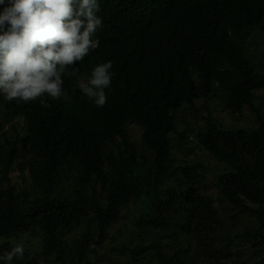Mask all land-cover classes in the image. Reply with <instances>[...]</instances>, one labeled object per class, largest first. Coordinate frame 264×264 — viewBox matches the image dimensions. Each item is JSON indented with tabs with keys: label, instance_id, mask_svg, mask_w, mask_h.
<instances>
[{
	"label": "trees",
	"instance_id": "16d2710c",
	"mask_svg": "<svg viewBox=\"0 0 264 264\" xmlns=\"http://www.w3.org/2000/svg\"><path fill=\"white\" fill-rule=\"evenodd\" d=\"M100 6V46L62 77L60 99L0 97V254L24 243L14 264H264V0ZM107 60L115 75L97 108L79 83ZM213 99L257 121L226 129ZM185 109L204 123L196 139L178 131ZM133 126L149 155L135 154ZM202 153L224 166L215 182ZM224 209L258 228L233 233ZM122 221L120 244L110 230ZM108 243L117 258L101 253Z\"/></svg>",
	"mask_w": 264,
	"mask_h": 264
},
{
	"label": "clouds",
	"instance_id": "9594fccd",
	"mask_svg": "<svg viewBox=\"0 0 264 264\" xmlns=\"http://www.w3.org/2000/svg\"><path fill=\"white\" fill-rule=\"evenodd\" d=\"M0 97L16 103L48 100L64 94L63 76H75L81 62L100 46L104 27L101 0H0ZM113 62L96 64L79 83L82 95L102 108L112 86ZM24 243L0 254V264H14Z\"/></svg>",
	"mask_w": 264,
	"mask_h": 264
},
{
	"label": "rangeland",
	"instance_id": "374dc122",
	"mask_svg": "<svg viewBox=\"0 0 264 264\" xmlns=\"http://www.w3.org/2000/svg\"><path fill=\"white\" fill-rule=\"evenodd\" d=\"M247 45H250L249 43H247ZM252 50H256L257 47L256 46H252L251 47ZM259 96H262V94L260 93ZM213 102H215L214 104H216V108H215V114L219 116V118L223 121L224 127L226 129H237V128H250L253 126L251 121H254V123L257 121V118L254 116H250L248 115V113L246 114V117L243 120H238L236 119L234 116L230 115L229 112L227 111H223L221 104L219 103V100L213 99ZM198 106L202 105V101H198L197 102ZM260 106H262L263 110H264V102H259L258 103ZM25 120L23 118L17 120L18 124L20 126H24L23 122ZM203 122L202 120H198L195 118V116L193 115V113L191 111H189V109H185L182 112H180L178 114L177 117V126H178V131L179 132H183L186 129L189 128V130L193 129L195 130V132L191 135H189L190 137H193L196 139V135L198 132H200L201 130H203ZM5 129H10L9 125L5 126ZM10 135L15 137V132L11 131ZM130 138H131V142L133 143V149L135 154L137 155H141L142 153H144L145 155H149L150 152L142 145L141 143V130L137 127V126H133L130 129ZM174 141H177V138L174 135H172ZM176 145V144H175ZM177 146V145H176ZM201 156V160L204 162V164L206 166H208V168H206L205 171V175L207 176V179L209 181H213L215 182L217 177L223 172L224 170V166L217 163L214 159H212L211 157H209L207 154L202 153L200 154L198 157L195 156L196 160H200ZM10 177L12 178L13 184H15L16 186H19L20 188H23L25 185V180L23 178V175L21 173H19V171L15 170L10 174ZM65 188V192L66 194H69L72 191L71 186L69 185V182H67L64 185ZM210 190H213V187L210 188ZM142 207V205H141ZM134 211V210H133ZM124 214H127V211L124 212ZM223 214L224 216H226L229 224H231V228L230 231H232L233 233H244L246 231H254L258 228V223L256 222V220L251 219L249 217H241L240 219H238L237 221H232L231 219H228L229 217H227L228 215L230 216V212H228L226 214L225 209L223 210ZM125 225H126V221H122L119 224L115 225L111 230L110 233L111 235L118 237L120 244L123 242L128 241V236L125 233ZM155 238H157L156 236H154V238H152V240H154ZM117 246V244H113V243H108L104 246V249L101 251V253L106 256L107 258H112L115 259L117 258V254L112 253V249Z\"/></svg>",
	"mask_w": 264,
	"mask_h": 264
}]
</instances>
